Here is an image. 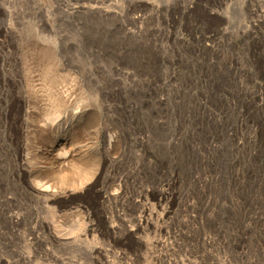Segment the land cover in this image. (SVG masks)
I'll list each match as a JSON object with an SVG mask.
<instances>
[{"label": "rangeland", "instance_id": "rangeland-1", "mask_svg": "<svg viewBox=\"0 0 264 264\" xmlns=\"http://www.w3.org/2000/svg\"><path fill=\"white\" fill-rule=\"evenodd\" d=\"M0 264H264V0H0Z\"/></svg>", "mask_w": 264, "mask_h": 264}, {"label": "bare ground", "instance_id": "bare-ground-1", "mask_svg": "<svg viewBox=\"0 0 264 264\" xmlns=\"http://www.w3.org/2000/svg\"><path fill=\"white\" fill-rule=\"evenodd\" d=\"M235 3H236V0H233V4L235 5ZM41 38H39V40H40ZM47 51V50H46ZM48 52V51H47ZM41 53H44L45 54V52H41ZM47 54H49V53H47ZM41 56H43L44 57V55H41ZM45 56H47V55H45ZM47 57H50V54H49V56H47ZM46 57V58H47ZM45 58V57H44ZM46 60V59H45ZM57 114V113H56ZM57 116H58V114L55 116V111H54V115H53V113H52V116H50V118H52V121H53V119H55V118H57ZM17 137V136H16ZM19 138V137H18ZM18 138H17V140H18Z\"/></svg>", "mask_w": 264, "mask_h": 264}]
</instances>
